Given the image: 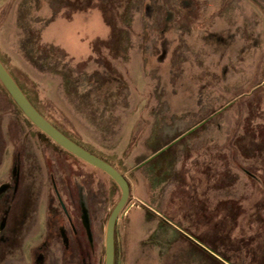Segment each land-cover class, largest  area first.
<instances>
[{
    "label": "rangeland",
    "instance_id": "374dc122",
    "mask_svg": "<svg viewBox=\"0 0 264 264\" xmlns=\"http://www.w3.org/2000/svg\"><path fill=\"white\" fill-rule=\"evenodd\" d=\"M0 59L126 176L115 264H264V0H0ZM120 196L0 81V264H105Z\"/></svg>",
    "mask_w": 264,
    "mask_h": 264
},
{
    "label": "water",
    "instance_id": "95a60500",
    "mask_svg": "<svg viewBox=\"0 0 264 264\" xmlns=\"http://www.w3.org/2000/svg\"><path fill=\"white\" fill-rule=\"evenodd\" d=\"M0 81L8 91L14 102L42 132L53 139L60 146L73 153L82 160L106 172L121 188V196L109 216L105 237V264H115V227L118 216L124 208L130 193V184L124 174L107 160L94 154L83 145L72 139L50 120H48L31 102L18 82L0 59Z\"/></svg>",
    "mask_w": 264,
    "mask_h": 264
},
{
    "label": "crops",
    "instance_id": "0c3cea01",
    "mask_svg": "<svg viewBox=\"0 0 264 264\" xmlns=\"http://www.w3.org/2000/svg\"><path fill=\"white\" fill-rule=\"evenodd\" d=\"M217 150H219V149H217ZM227 171L229 172V167L227 166ZM225 170V169H224ZM226 171V170H225ZM220 172L222 173V172H224L223 170H220ZM219 174V173H218ZM222 177H219L218 175L215 177H213L212 178V187H213V190H215L216 188H217V184H218V182L220 181V179H221ZM218 189V188H217ZM213 199V201H210L212 204H214V205H219L220 203H222V202H224V201H226V200H222L221 202L218 200H216V198L214 197V198H212ZM215 199V200H214ZM202 209H203V206H200V208H199V211H202Z\"/></svg>",
    "mask_w": 264,
    "mask_h": 264
},
{
    "label": "trees",
    "instance_id": "16d2710c",
    "mask_svg": "<svg viewBox=\"0 0 264 264\" xmlns=\"http://www.w3.org/2000/svg\"><path fill=\"white\" fill-rule=\"evenodd\" d=\"M44 135H46L44 132H42ZM66 134H68V133H66ZM47 136V135H46ZM70 136V135H69ZM48 138H50L49 136H47ZM51 139V138H50ZM63 150L65 151V152H67V153H69V154H71L72 156H75L73 153H71L70 151H68V150H66V149H64L63 148ZM76 157V156H75Z\"/></svg>",
    "mask_w": 264,
    "mask_h": 264
}]
</instances>
